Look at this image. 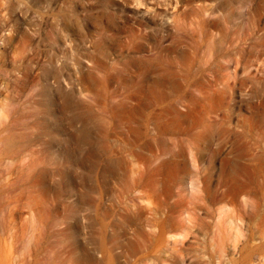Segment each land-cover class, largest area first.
<instances>
[{
	"label": "rangeland",
	"instance_id": "obj_1",
	"mask_svg": "<svg viewBox=\"0 0 264 264\" xmlns=\"http://www.w3.org/2000/svg\"><path fill=\"white\" fill-rule=\"evenodd\" d=\"M0 108L14 264H264V0H0Z\"/></svg>",
	"mask_w": 264,
	"mask_h": 264
},
{
	"label": "bare ground",
	"instance_id": "obj_2",
	"mask_svg": "<svg viewBox=\"0 0 264 264\" xmlns=\"http://www.w3.org/2000/svg\"><path fill=\"white\" fill-rule=\"evenodd\" d=\"M141 47V45H140ZM138 47V49L140 48ZM170 50H176V48H170ZM135 63H143L150 68H148V71L150 69H153L157 72H182L183 69L185 71H191L192 67L194 65L195 58H189L186 63H184V68L179 67L176 65L174 61H168V60H157L152 58L151 55H141L132 57ZM187 59V58H186ZM155 61V62H154ZM95 70L97 69L99 72L100 67H95ZM101 68H106L101 66ZM175 68V69H174ZM38 78V77H37ZM17 83L20 85V92L21 96H27L29 97L30 93L27 94L28 90H38V81L36 82L37 85L34 83L32 84V87H30L28 84V76L27 72H19V76L15 79ZM36 79L34 78L33 81ZM38 102V101H37ZM26 101L23 102L22 105H25ZM2 108H0V114L2 113ZM19 109L16 108V112H18ZM18 121L17 125L25 126L27 124V121L29 120V115L27 111L25 110V107L21 108V112L18 114ZM12 127L8 126H2L0 125V225H2L3 231L5 232L6 236L0 240V245L3 246L2 251L0 250V254L3 257V261H1V264H14V260L17 258V255H14L10 244L14 240L15 237V231L14 229H17V226L15 224V218H16V210L10 209V203L8 202V198L10 193L13 189V183L11 182V174L13 172L12 170V162L15 159L18 154L23 151L24 148L28 146V144L31 141V134L28 132H21V133H13ZM51 134L49 136V144L51 151L49 152V162L48 166L43 165L44 161L41 162V167L37 168L36 173L32 175V178L34 177V182L37 184L40 181V178H44L45 174H48L50 179V196H49V209L52 215L55 214V211L57 209V192H56V157H55V151L54 146L57 143L56 142V136L54 132V126H51ZM14 139V145L12 146L10 143V139ZM48 143V142H47ZM195 159V157H193ZM192 159V160H193ZM39 164V163H38ZM34 165V164H33ZM37 165L33 169L35 171ZM22 180V178H21ZM39 217H40V207H36V211L34 215L32 216V231L35 236V245L36 247L39 244V236L41 235L42 227L39 223ZM232 223V222H231ZM175 236V235H174ZM176 237H182L183 239L185 236L179 235ZM174 242H179L178 239H174ZM16 254V253H15ZM182 252L180 251V256L182 257ZM144 260H147L145 257ZM160 260V258H158ZM20 264V263H18ZM147 264H156L155 262H152V260H149ZM166 264V263H165ZM168 264V263H167Z\"/></svg>",
	"mask_w": 264,
	"mask_h": 264
}]
</instances>
